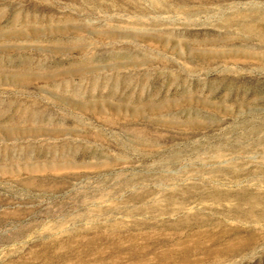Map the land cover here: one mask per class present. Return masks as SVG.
Segmentation results:
<instances>
[{"label":"rangeland","instance_id":"rangeland-1","mask_svg":"<svg viewBox=\"0 0 264 264\" xmlns=\"http://www.w3.org/2000/svg\"><path fill=\"white\" fill-rule=\"evenodd\" d=\"M0 264H264V0H0Z\"/></svg>","mask_w":264,"mask_h":264}]
</instances>
